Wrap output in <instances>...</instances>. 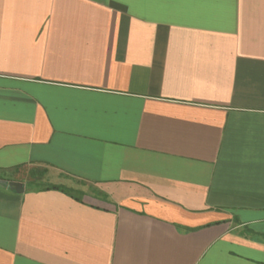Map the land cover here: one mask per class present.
Segmentation results:
<instances>
[{
	"label": "crops",
	"instance_id": "0c3cea01",
	"mask_svg": "<svg viewBox=\"0 0 264 264\" xmlns=\"http://www.w3.org/2000/svg\"><path fill=\"white\" fill-rule=\"evenodd\" d=\"M0 173V264H264V0H0Z\"/></svg>",
	"mask_w": 264,
	"mask_h": 264
},
{
	"label": "rangeland",
	"instance_id": "374dc122",
	"mask_svg": "<svg viewBox=\"0 0 264 264\" xmlns=\"http://www.w3.org/2000/svg\"><path fill=\"white\" fill-rule=\"evenodd\" d=\"M8 174V173H7ZM0 175H4L2 173H0ZM48 182L47 181H43V180H36V181H33V182H30L29 183V186H44L46 185Z\"/></svg>",
	"mask_w": 264,
	"mask_h": 264
},
{
	"label": "trees",
	"instance_id": "16d2710c",
	"mask_svg": "<svg viewBox=\"0 0 264 264\" xmlns=\"http://www.w3.org/2000/svg\"><path fill=\"white\" fill-rule=\"evenodd\" d=\"M46 188L62 189V190H64V191L68 192V193H72V194H74V192L72 191V189H69L68 187H60V186H58V185H48V186H46ZM77 198L79 199V197H77Z\"/></svg>",
	"mask_w": 264,
	"mask_h": 264
},
{
	"label": "water",
	"instance_id": "95a60500",
	"mask_svg": "<svg viewBox=\"0 0 264 264\" xmlns=\"http://www.w3.org/2000/svg\"><path fill=\"white\" fill-rule=\"evenodd\" d=\"M0 184L7 185L8 182H7L6 180L1 179V180H0ZM11 184H12V183H11ZM13 184H18V183H13Z\"/></svg>",
	"mask_w": 264,
	"mask_h": 264
}]
</instances>
